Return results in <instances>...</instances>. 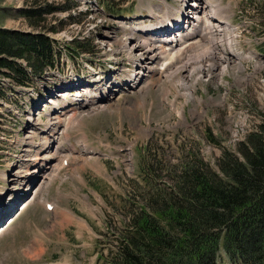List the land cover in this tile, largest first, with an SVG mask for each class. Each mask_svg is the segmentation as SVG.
I'll use <instances>...</instances> for the list:
<instances>
[{
  "label": "rangeland",
  "instance_id": "374dc122",
  "mask_svg": "<svg viewBox=\"0 0 264 264\" xmlns=\"http://www.w3.org/2000/svg\"><path fill=\"white\" fill-rule=\"evenodd\" d=\"M111 1L110 12L98 7L96 0H0V27L44 30L59 47L75 50L64 51L54 73L47 71L34 86L33 82L29 88L9 91L14 95L9 97L22 104L19 110L12 100L13 104L0 101L6 116V132L0 134V264L102 263L112 248L114 228L122 225V213L127 212L128 192L144 188L131 180L141 173L146 147L154 148L157 167L165 172L186 162L191 153L214 168L224 150L239 156L236 145L264 120V0H223L233 11L231 28L210 37L205 45L212 49L196 37L198 45L184 56L196 58L207 51L205 58L189 68H182L178 64L182 62L172 64L171 78L162 73L149 77L147 68L152 64L143 59L142 67L134 60L149 50L144 49L142 35L147 26L160 21L167 7L175 8L177 15L185 6L182 1ZM48 5L61 10L44 15L37 28L18 14ZM183 21L186 30L181 37L188 33ZM190 33V38L199 35ZM222 35L234 39L238 58L214 50L219 49L217 38ZM158 63L152 66L157 68ZM174 68L178 72L172 74ZM129 79L134 82L117 87ZM65 81L69 83L60 84ZM62 96L65 107L55 101ZM140 102L143 107H138ZM74 113L84 115L81 123L61 134L62 120ZM51 133L57 138L46 146L43 142ZM59 151L68 160L43 192L49 165H43L45 172L34 175L28 185L17 179L27 176L25 162L38 159L40 166ZM42 202L58 209L47 210ZM64 212L76 220H63ZM219 264L233 263L222 254Z\"/></svg>",
  "mask_w": 264,
  "mask_h": 264
},
{
  "label": "trees",
  "instance_id": "16d2710c",
  "mask_svg": "<svg viewBox=\"0 0 264 264\" xmlns=\"http://www.w3.org/2000/svg\"><path fill=\"white\" fill-rule=\"evenodd\" d=\"M102 2L112 11L111 0ZM58 10L48 5L18 14L37 28ZM61 52L44 30L0 27V76L16 85L29 86L54 68ZM8 87L0 78V100ZM151 149L131 180L144 188L128 192L122 225L100 264H219L222 254L233 264H264V120L236 145L239 156L224 150L214 168L191 153L165 172Z\"/></svg>",
  "mask_w": 264,
  "mask_h": 264
},
{
  "label": "bare ground",
  "instance_id": "6f19581e",
  "mask_svg": "<svg viewBox=\"0 0 264 264\" xmlns=\"http://www.w3.org/2000/svg\"><path fill=\"white\" fill-rule=\"evenodd\" d=\"M181 1H182L183 6L185 5L184 8H182L183 10L181 9V12L178 11L177 15H176L175 14V12H176L175 8H173L171 10H169L168 8L165 9L163 11L161 18H160V21L157 22L154 25V27L150 26V28H148L143 33L145 35L144 38L146 41L145 44L143 45L145 47L144 49L145 50L149 49V50L146 51L145 53H143L141 55V58L134 60V63L137 64L138 66H141L140 64H142V67H144V65H143L144 63L142 62L143 59L147 60L148 61L147 63L152 64V65H153V63L156 64V61L159 60L157 68L153 67L152 65H150L151 67L147 68L148 72L147 71L146 72L149 74V77L150 76L153 77L154 73H158V74L162 73L163 76H164V74H167V76L170 77V75H171V74L169 75V73L171 71L170 69L173 68L170 66L172 64L178 63V62H182V63H178L179 65H182V68H189L193 65L195 66V64L201 62L200 59L205 58L203 56V54L207 53V51L206 52H200L199 56L197 55L196 58H192V57L189 58L190 55L184 56L187 52H193V46L194 45H196V46L198 45V40L196 39V37L199 38L200 40H203L202 46H205V47L209 46V48L212 49L213 46L205 45V43H209L211 41L210 37H214L215 33L216 34H222L223 31L228 32L229 31L228 29L231 28L229 19H230V16L232 15L233 11H232V8L230 7V5L229 6L223 5V3H222L223 0H220V1L217 0V2H213V0H204V3L202 2V0H201V2L199 0H190L189 2L192 3V5H188L189 4L188 0H181ZM199 5L200 6L203 5L204 7H200ZM199 10H201L203 13L201 14L200 13L201 11H199ZM178 14L182 16L183 20H185V22L187 23V26H188L187 27L188 33L182 37H181L180 33H183L185 30L183 27H180L179 22L181 23V21L176 20L174 22V25L172 24V21H170L171 16H175V17H177V19H180L181 16H178ZM200 21H201L202 25L200 24ZM183 24H185V23H183ZM194 24H195V26H193ZM139 28H141V27H139ZM132 30L135 31L134 29H132ZM141 30H144V29L142 28ZM192 31H194V34L199 33V35L195 36L194 38H190L191 37L190 32H192ZM222 37H224V39ZM194 39H196V41L190 42ZM217 39H218V43L220 44V46H219V49L216 46H214L215 51H217V52L221 51L222 53L226 54L227 56L233 55L234 57H237V58H238V56H240L239 54L234 52V49H233V46L235 45L234 39H230L228 36H225V35L224 36L222 35ZM127 45L128 44L126 43L127 50L131 54H133L134 53L133 49L131 47H130L131 49L128 48ZM138 56H139V54L137 55V57ZM246 57L243 56V59ZM149 58H150V60H149ZM185 58H188V59L186 60ZM147 63H145V64H147ZM223 68L225 70V67H223ZM173 70L174 71L172 72V74L175 72L176 73L178 72V68H174ZM224 70H222L221 72H223ZM171 77H172V75H171ZM128 82L133 83L134 81H130V79H129V80H127L126 83L122 82L120 85H118V87L119 86L120 87L125 86ZM83 102H85V101H83ZM143 105H144V102L138 103V107H143ZM94 108H96V107H94ZM94 108L90 109V111H91L90 113L93 114L94 112H96V110H93ZM177 114L181 115V112L178 111ZM83 118H84V115H78L77 116L75 113L73 115H69L68 117L65 116L64 119L62 120L64 126L61 130V134L66 133V131L68 130V126H69L70 130L75 129L78 126V123H81V119H83ZM57 125H59V124H57ZM56 134L57 133L49 134L50 139L47 138L46 140H44L43 143L47 146L48 145L47 142H49V141L52 142L53 140H56V138H57ZM61 146H62V143H59V147H61ZM34 147H35V145H34ZM82 148H83L85 154H89L91 152L89 147L86 144H83ZM58 150L59 149H57V151ZM36 160L38 161V159H36ZM36 160H34L33 162L32 161L25 162V164L28 165L26 167V169L28 171L27 176L26 177L18 176L17 179L19 181L23 182L24 184L26 183V185H28V183H30L29 179H33L34 175L41 173V172L42 173L45 172V170H42V169H45V167H42L43 165H49L48 171H50V172L47 173V171H46V173H44L45 174L44 175V181L42 183V184H44V187H42L40 189V192H43V190L47 186L52 184L53 181L59 177V173L62 170L64 163L68 160V156L64 155L61 151H59L57 153V155H55L51 158L47 157V159H46L47 161L45 160L44 163L41 162L40 166H38V163ZM16 184L19 185L20 183L16 182ZM10 201H11L10 202V204H11L13 202V200H10ZM42 203L45 206V208H47V209L48 208H51V210L52 209H55V210L58 209L57 206H56V208H54L55 206L52 207L50 205V203H48V202H42ZM10 206H12V205H10ZM25 207H27V206L25 205L24 208ZM0 210H1V208H0ZM1 213H4V210ZM64 213H65V215L63 216V218H64L63 220L69 221V222H73L72 220H76L68 212H64ZM0 217H1V215H0ZM69 218L72 220H70ZM80 225L81 226L83 225V227L85 229L87 228L85 223H80Z\"/></svg>",
  "mask_w": 264,
  "mask_h": 264
}]
</instances>
